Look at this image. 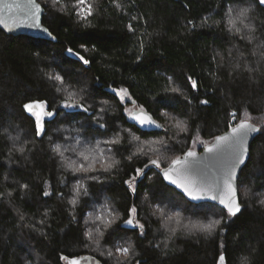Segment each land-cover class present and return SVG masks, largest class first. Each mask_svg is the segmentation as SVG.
Segmentation results:
<instances>
[{"label": "trees", "instance_id": "16d2710c", "mask_svg": "<svg viewBox=\"0 0 264 264\" xmlns=\"http://www.w3.org/2000/svg\"><path fill=\"white\" fill-rule=\"evenodd\" d=\"M38 1L45 7L43 22L55 40L8 34L0 28V264H70L72 258H78L81 264H93L94 260L117 264L83 239L86 228L95 227L89 214L105 213V198L110 207L120 212L117 225L128 218L125 209L133 204L138 209L137 218L145 224L143 236L123 225L118 234L122 244L130 240L138 253L131 264H217L221 253L226 264H245V258L246 264H264V206L259 203L264 198V64L259 74H252L255 83L242 68L235 70L230 66L238 56L251 62L256 57L251 55L253 44L228 32L225 0H86L79 8L73 7L77 0ZM88 5L92 14L81 20L76 13ZM61 8L65 10L60 11ZM131 16L137 19L132 20ZM249 16L246 23L256 26L254 35L259 37L254 43L264 41V7L257 4ZM205 17L210 27H200ZM189 21L196 26L195 31L190 30ZM129 24L136 30L135 35L128 30ZM68 48L90 63L82 65L68 54ZM56 74L64 76L61 91H57L59 82L49 78ZM162 74L172 76V82ZM186 76L197 81L198 93L187 85ZM85 85L83 95L95 101L92 108L88 113L73 110L71 116H64L66 110L60 108V102L73 91L79 93ZM174 86H179L192 103L186 104L180 94L166 92V88ZM121 89L125 90L123 100ZM163 96L175 99L165 107L157 103ZM197 96L208 100V104H200ZM30 101H47L46 106H36L60 113L51 122L46 120V136L30 134L32 121L22 111V105ZM129 106L145 111L163 128L137 130L130 119ZM233 110L237 121L248 119L261 125L243 174L239 175L243 208L236 217L218 210L205 214L207 210L188 207L180 192L164 182L160 170L154 167L146 170L135 194L123 183L132 167H142L148 158L137 153L131 162L124 159L136 153L137 147L155 159L157 155L150 149L158 146L148 142L166 140L174 151L160 156L161 168H165L168 161L164 157L182 155L188 146L186 139L190 144L191 139L198 137L208 144L227 131V114ZM165 112L186 121L188 132H178L175 121L165 117ZM76 129L81 138L92 139L93 145L100 141L105 157L114 155L120 164L118 174L114 168L111 174L101 176L102 182L90 188L91 195L81 196L73 207L69 203L73 198V174L61 167V158L52 146L59 143L62 151L69 148L65 156L77 160L65 139L76 137ZM9 136H19L17 146L28 141L23 144V154L13 149ZM109 139L118 140L122 152L127 149L124 156L115 151L117 146L104 143ZM202 149L197 144L195 150ZM45 181L51 184L49 197L43 196ZM62 181H67V186ZM18 184L29 187L22 192ZM245 189L250 190L247 195ZM9 192L11 196L7 195ZM145 192L149 193L148 201L143 200ZM59 193L64 194V199L59 198ZM161 201L185 203L187 210L182 211L179 227L171 221L166 228L153 215L155 205ZM19 214L25 216L24 221L19 220ZM220 216L222 223L211 236L197 229L189 231L191 224L207 223ZM24 224L35 225V230ZM170 228L176 229L171 238ZM101 230V248H111L107 237L112 229ZM85 243L90 246L85 247ZM61 256H68L69 262Z\"/></svg>", "mask_w": 264, "mask_h": 264}, {"label": "snow or ice", "instance_id": "6c2138e0", "mask_svg": "<svg viewBox=\"0 0 264 264\" xmlns=\"http://www.w3.org/2000/svg\"><path fill=\"white\" fill-rule=\"evenodd\" d=\"M0 3H3V0H0ZM86 0H77V4L74 5V8H79L80 5H84ZM226 11L224 12V17L226 19V28L230 34H233L238 39L246 41L249 44H253L252 53L253 57H256L254 62L249 61L243 56H238L237 59L230 65L235 70L246 71L249 74V80L255 83V77L253 73L259 74L261 71V65L264 64V41L259 43H254L259 39L255 36L254 33L257 31L256 26L246 21H250L249 13L254 10L258 4L261 7H264V0H233V3H228L225 0ZM247 4L248 6H243ZM25 9V19L17 25V27L23 25L29 29H41V8L36 3V0H28L26 5H20L18 2L13 3H3L2 11L9 14H14V9ZM64 8H61L60 11H64ZM77 16L81 20H86L88 16L92 14V7L88 5L86 8L77 11ZM130 19L136 20L137 17L131 16ZM205 23L200 25V27H206L207 17L204 18ZM5 23L2 17H0V24ZM146 23V22H145ZM219 23V22H217ZM188 26L191 31L196 30V26L192 21L188 22ZM264 28V25H261ZM11 30V29H9ZM128 30L134 35L136 30L133 29L132 25H128ZM42 31L51 37V33L48 29H42ZM141 56L144 52V44L141 42L140 45ZM67 52L70 56L78 60L82 65H88L89 60L85 59L79 53L73 52L71 48L67 49ZM141 56H138L139 60ZM231 56V51L229 52ZM215 59V57H213ZM166 79L169 82H172V76H166ZM51 80L59 82L57 86V91H61L64 87V76L56 74L49 77ZM185 81L187 85L191 87L197 93L199 88L197 86V81L194 80L191 76H186ZM86 85L80 89V92L75 91L69 93L67 99H64L60 102V108L64 111V116H71L73 110H80L84 113H88L92 108L91 97L83 95L85 92ZM166 92L180 94L183 96L184 102L186 104H191L192 101L184 96L181 88L179 86H174L166 88ZM120 99H124L125 90H120ZM175 97L163 96L160 98L157 103L168 107L170 106L171 101ZM199 100V97L197 96ZM55 103V101H54ZM99 103H106V101H99ZM199 103L202 105H207L208 100H199ZM47 105V101H30L22 105V111L27 114L28 119L32 121L31 124V135L34 137H42L47 135V130L45 127L46 120L51 122V119L60 113L54 112L52 110H47L44 116L42 117L41 113L34 112V106ZM103 109H101L102 111ZM127 111V109H125ZM143 112V110H141ZM186 114V113H185ZM165 117H169L167 112L163 113ZM228 126L230 132L224 135H217L214 137V142L209 146L204 141L197 139H191L190 144L186 139L185 144L188 145L184 150L182 155H176L174 158L164 157L168 161V165L165 168H161V159L160 156L164 152L174 151V146L170 145L166 140L160 139L155 141H150L148 143L157 145L158 147L150 149L153 151L157 158L152 159L148 156V153L142 148L137 147L136 153L129 154L124 156V152L127 149H124V152L121 151V148L117 145L119 144L118 140L109 139L104 141L106 145L111 144L115 147V151L124 156V159L128 162L133 160V157L137 153H141L144 156L148 157L142 167H132L130 173H128V179L123 180V183L127 185L128 190L131 193L135 194L137 191V186L139 180L144 176L146 170L149 167H154L161 172V179L166 182L169 186H174L175 189L179 190L180 195L183 197V201L186 202L188 207L196 206L202 210H207L205 214H210L213 210H218L221 213H226L229 217H236L241 212V204L239 203L237 196V180H238V170L239 175L242 176L244 167H246V160L249 159V137L252 133H258L261 130L257 128L254 124L246 122V120L237 121V113L233 111L228 112ZM245 116H247L245 110ZM34 117V119H33ZM175 121L174 127L178 132H188L187 122L178 119L177 117H169ZM130 119L133 121L134 125L137 126V130L155 128H163V125L157 124L156 120L152 119L146 114H130ZM104 127V125H99ZM60 131V129H56ZM77 132L76 137H66V141L69 142L70 150L77 155V160H70L65 156V151H68L69 148L61 150V145L59 143L52 146V151L61 158V167L65 168L66 171H70L73 174L72 188L70 192L73 194V198L69 203L74 207L81 196H90V188H94L96 184L101 183L100 177L105 174H111L113 169H117V174L119 172L120 161L114 158V155H108L107 158L104 155V150L100 149V141H95L93 145L92 139H83L80 137L79 129L75 130ZM145 134H148L145 132ZM167 135V133H165ZM9 139L13 142V149L20 153L25 152V147L23 144L28 143L24 141L21 146H17L19 142V136L12 137L9 136ZM48 140H51V136H47ZM134 140H139V137L133 136ZM74 140V144L71 141ZM197 144L201 145L204 149L203 153H198L194 150ZM109 153L113 152L112 148L108 149ZM11 155V152L9 153ZM82 158V159H81ZM78 160L80 162H78ZM98 173V174H97ZM7 179V177H5ZM62 183L67 186V181H62ZM243 181L241 180V184ZM46 188L43 192L44 197H49L52 193L49 191L51 184L48 181H45ZM18 187L23 192L27 190L28 184H18ZM250 190L245 189L244 194L247 195ZM11 196V192L7 194ZM155 196V193H153ZM59 198L64 199V194L59 193ZM143 200H149V193L145 192L143 194ZM181 202L180 204H173L172 202L165 203L161 201L155 205L153 215H156L167 228L169 222L175 221L177 226H180V221L182 219V211L187 210L185 203ZM259 203L264 206V198L259 200ZM171 204V206H170ZM162 205V206H161ZM103 209L105 213L103 215H93L89 214V219L93 221L95 225L94 229L92 227H87L83 232V239L85 241H90L91 245H95L96 250L100 252L101 256H104L105 253L108 258L114 259L117 264H131L132 260L138 253L135 251L133 243L128 240L124 244L121 243V239L118 238V234L122 230L123 226H129L130 231H137L139 235L143 236L145 224L141 223L137 218L139 213L136 205L125 209L127 219H123L122 225H117V221L121 219L119 210L114 207H110V201L108 198H105ZM47 216V212H45ZM74 218V217H73ZM19 220L24 221L25 216L19 214ZM223 220V216L215 219H209L207 223H194L191 224L190 228L188 225L183 227L191 229H197L202 233H205L211 236L214 233V230L217 229ZM99 222L98 224L96 222ZM43 224V221H40ZM88 224V221H85V225ZM116 225V227H113ZM24 227H31L35 230V225L24 224ZM107 230L112 229L109 232L107 241L112 243L111 248L102 249L100 246V240L104 237V231L101 229ZM169 238L176 235V229H169ZM85 247H89L88 243H85ZM223 245H221L222 247ZM115 249V251H113ZM66 262H69L68 256H61ZM122 258V259H121ZM247 258H245V264ZM70 264H81L78 258H72ZM93 264H99V261H93ZM136 264H139V261H136ZM217 264H226L225 256L221 253L218 257Z\"/></svg>", "mask_w": 264, "mask_h": 264}, {"label": "water", "instance_id": "95a60500", "mask_svg": "<svg viewBox=\"0 0 264 264\" xmlns=\"http://www.w3.org/2000/svg\"><path fill=\"white\" fill-rule=\"evenodd\" d=\"M13 2H14V0H3V3H13ZM15 2H18L20 5H26L28 3V0H15ZM3 3H0V17L3 18L5 23L0 24V28L2 30H4L6 33L13 34V35H28V36H33V37H39V38H46V39L55 40V35L52 34V32L48 29V27L43 22V16L45 14V7L38 0H36V3L41 8V16H40L41 29L40 30L29 29V28H27V27H25L23 25L17 27V25L20 24V22L26 18L25 17V9L24 8L14 9V14H9L7 12L2 11ZM9 29H11V30H9ZM42 29H48V31L51 33V37L46 35L42 31ZM34 111L41 113L42 117L46 113V110H45V108L43 106H36L35 105ZM135 114H146V115L150 116L145 111L141 112V110L138 111L137 113L132 114V115H135ZM245 120L248 123L254 124L257 128H259L261 130V125L255 123L253 121H250L248 119H245ZM45 127H46V123H45ZM154 129H155V127H152L150 129H144V130L151 131V130H154ZM229 132H230V128L227 131H225L224 133L220 134V135H224V134H227ZM260 132L250 134V137H249V157H250V153H251L252 143H253V141L255 140V138L258 136V134ZM213 142H214V140L212 142L208 143V145L210 146ZM196 151L198 153H203L204 149L196 150ZM248 160H246L245 164L247 163ZM242 167H244V166H242ZM238 181H239V170H238V180H237V196H238L239 203L241 204L240 195H239V188H238ZM242 208L243 207H242V204H241V210H242Z\"/></svg>", "mask_w": 264, "mask_h": 264}, {"label": "rangeland", "instance_id": "374dc122", "mask_svg": "<svg viewBox=\"0 0 264 264\" xmlns=\"http://www.w3.org/2000/svg\"><path fill=\"white\" fill-rule=\"evenodd\" d=\"M84 8H86V6H84ZM129 113L132 115L134 113H137L138 111H140L141 109L135 107V106H129L128 107ZM255 122V121H254ZM257 123V122H256Z\"/></svg>", "mask_w": 264, "mask_h": 264}]
</instances>
